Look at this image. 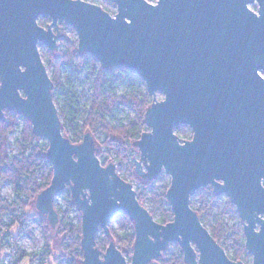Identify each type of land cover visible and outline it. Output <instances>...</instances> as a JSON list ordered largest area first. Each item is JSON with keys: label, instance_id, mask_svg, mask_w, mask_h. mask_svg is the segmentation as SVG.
Wrapping results in <instances>:
<instances>
[{"label": "water", "instance_id": "obj_1", "mask_svg": "<svg viewBox=\"0 0 264 264\" xmlns=\"http://www.w3.org/2000/svg\"><path fill=\"white\" fill-rule=\"evenodd\" d=\"M109 1L113 16L92 0H0V122L6 111L22 116L48 143L44 157L52 166L36 211L57 228L55 201L69 189L81 217V264H160L171 244L185 264H244L228 258L191 207L192 197L210 188L244 223L252 264H264V0ZM40 17L50 24L40 26ZM60 23L74 29L80 55L144 82L152 98L144 114L149 131L132 143L139 152L134 173L147 182L170 177L171 222L155 221L113 161L102 166L91 133L79 144L63 134L39 48L58 51L69 34ZM180 126L191 140L179 138ZM119 213L133 224L131 257L113 240L104 252L96 245L100 231L110 239Z\"/></svg>", "mask_w": 264, "mask_h": 264}, {"label": "trees", "instance_id": "obj_2", "mask_svg": "<svg viewBox=\"0 0 264 264\" xmlns=\"http://www.w3.org/2000/svg\"><path fill=\"white\" fill-rule=\"evenodd\" d=\"M256 9V7H255ZM40 26L46 27L48 21L42 18ZM60 30L63 29V23L59 24ZM45 56L47 59V67L52 69L50 77L53 83V101L59 102L55 97V93L63 89L61 80V71L63 67H71L75 74H78L86 65L85 56L77 52V42L67 44L64 51H60L55 57L53 52L44 47ZM92 69L96 71L94 62L91 64ZM140 78L126 69H113L108 74H104L102 70L96 71L95 80L92 84V95L88 108L84 111L82 124L76 123L78 115V104L69 93H66V102L69 105V114L71 119H68L66 124H62L63 134L70 139L74 144L82 142L83 136L89 132L94 137L96 144L106 146L109 149L115 147L116 140H121L123 145H129L138 140L142 133L149 131L144 124V114L146 109L151 105L152 98L147 94L146 88L136 89L134 84L138 83ZM127 84L128 91L123 95L117 94L119 85ZM121 107H128L133 113V116L126 123L118 122L112 124L107 121L109 117H116L115 114L120 112ZM5 122H0V182L7 181L11 184V189L14 193L12 201H8L0 194V242L11 238V231L21 232L27 222L33 218L37 219L43 230L44 236V251L42 260L47 258L50 252V228L47 220L42 215H28V209L31 203L35 202L37 195L46 189L52 180V166L44 157V153L48 149V143L42 141L37 143V139L32 135L28 122L17 114L6 112ZM58 115L61 118L66 117L65 110L58 109ZM20 118L23 122L20 137L15 140L18 153L9 156L6 143L7 135L18 126L17 119ZM177 130V129H176ZM175 130V132H176ZM100 135L103 136L101 140ZM181 140H190V137ZM118 155L116 160L120 163L127 162V159L122 157L121 149H117ZM98 158L102 166H106L111 160L109 156L102 157L98 152ZM129 167L130 177L135 180L137 187L135 191L140 204L145 206L148 201L150 206V214L157 223L165 225L172 221L173 215L167 204L165 195L170 185L157 180L159 185L158 191H147L149 183L138 178L134 173V164L126 163ZM124 181L130 182L127 178L120 176ZM204 192V194H200ZM62 194V193H61ZM63 204L56 206L55 209L59 215V233L64 235L63 239V255L59 260L66 264H76V261L82 259L80 247L81 242V217L77 208L71 201L69 189L66 188L62 194ZM218 197H215L212 189H201L191 199V207L198 214L201 223L209 231L213 239L226 251L227 256L238 261L241 257L239 245L242 243V236L229 233L224 226V213L214 215L209 223L206 224L205 216L210 214ZM146 207V206H145ZM227 208H231L230 202L226 204ZM74 211L77 216L75 219L69 217V212ZM158 214V218H155ZM9 219V223L5 219ZM118 228L110 223L108 228L110 239L106 237L103 231H100L96 238V245L101 251H105L110 240H113L117 248L122 253L131 252L133 248L135 233L132 222L127 215L119 213L116 215ZM17 236H15L16 238ZM15 244V242H14ZM176 249L175 254H169L166 251L161 259L160 264H185L183 261L182 251L177 244L173 245ZM234 251L229 254L228 248ZM37 258L32 254H27L24 251L15 248L14 259L12 264H21L25 259ZM33 261V260H32ZM40 264H44L41 262Z\"/></svg>", "mask_w": 264, "mask_h": 264}, {"label": "rangeland", "instance_id": "obj_3", "mask_svg": "<svg viewBox=\"0 0 264 264\" xmlns=\"http://www.w3.org/2000/svg\"><path fill=\"white\" fill-rule=\"evenodd\" d=\"M97 3L102 4L108 12L113 16L116 11V5L109 0H92ZM42 17L38 19V23H40ZM48 21V24H50V20L46 19ZM62 31L68 32V35H64V38L59 40L60 46L57 52H53L55 57L58 55L60 51H64L67 44H73L74 42H77V35L74 31V29L70 26L63 24ZM40 50L42 51L45 67L47 70L51 72L52 75V69L47 67V59L45 56L44 47L40 46ZM85 62L86 65L82 68V70L75 74L74 70L71 67H63L61 71V80L63 84V89L55 93L56 99L59 100L57 103V111L58 109L65 110L66 117L61 118L62 124H66L68 122V119H71V116L69 114V105L66 102V98L64 95L66 93H69L72 98L74 99L75 103L78 104V115L76 118L77 124H82L83 118H84V111L88 108L90 103V96L92 95V84L95 80L96 71L102 70L100 68L99 62L95 60L90 55L85 56ZM94 62L96 65V71L92 69L91 64ZM104 74H108L111 70H102ZM134 88L136 89H144L145 84L140 79L138 83L134 84ZM117 94L123 95L128 91V85L123 84L119 85L117 87ZM156 100H163V95L161 93H158L156 95ZM8 112V111H6ZM5 112V114H6ZM11 114H15L13 112H10ZM116 117H109L107 118V121L112 124H117L118 122L126 123L128 119H130L133 116L132 111L128 107H121L120 112L115 114ZM18 126L15 127V129L10 132L7 135V143H6V149L9 156L16 155L18 153V148L16 147L15 140L20 137L21 128L23 126V122L20 118L17 119ZM176 132L180 135V137L188 138L191 136L192 132L187 126H180L177 128ZM101 140H103V136L100 135ZM37 139V138H36ZM42 141H45L44 139H37V143H41ZM46 142V141H45ZM117 142L115 147H112L109 149L106 146H102L99 148V154L102 155V157L109 156L111 160L108 162L110 163L113 161L118 166V172L119 176H123L127 178L128 180L132 181L129 167L126 163L132 162L134 164V160L139 159V152L137 149L133 148L131 143L129 145H123L121 140H116ZM121 149L122 157L127 159V162L120 163L116 160V157L118 155L117 149ZM101 162V161H100ZM159 180L164 184L169 183L170 177L166 175L165 173H162L158 176V178L149 183L150 185L147 188V191H158L159 185L156 183V181ZM132 185L137 187L135 180L132 181ZM199 192V191H198ZM64 193V192H63ZM62 193V194H63ZM0 194L3 198L7 199L8 201H12L14 198V193L11 189V184L7 181H1L0 182ZM62 194H60L55 201V207L63 204V197ZM200 194H204V192H200ZM229 202V199L222 195L218 197V200L215 202L210 214L205 216L206 224L211 221L214 215H218L221 213H224V226L228 230L229 233L241 235L242 234V228L241 224L239 222L238 214L235 210V208L231 205V208H227L226 204ZM145 206L148 210H150V206L148 201H146ZM65 208V207H64ZM28 215L37 216L39 215L36 211L34 202L31 203L29 209H28ZM77 214L72 211L69 212V217L75 219ZM155 218H158V214H156ZM7 223H9V219H5ZM116 217L112 219L110 223H113V226L115 228H118ZM49 230V237H50V252H48L47 258L45 260H42L43 255L46 254V251H44V236H43V230L41 225L39 224L38 220L33 218L27 222L25 227L21 232L11 231L12 237L7 238V240L0 242V264H12L14 259V252L15 248H18L22 251H24L27 254H32L34 256H37V258H29L25 259L21 264H40L43 262L44 264H66V262L59 260L60 256L63 255V239L64 235L59 233V226L55 229L48 228ZM99 235V234H98ZM15 236H17L15 238ZM15 242V244H14ZM175 244H171L168 247V253L169 254H175L176 249L173 246ZM228 252H231V248L229 247L227 249ZM132 252V249H131ZM128 256H132V253L127 251V253H124ZM245 261H251V256L245 255ZM33 260V261H32ZM76 264H81L79 261H76Z\"/></svg>", "mask_w": 264, "mask_h": 264}, {"label": "flooded vegetation", "instance_id": "obj_4", "mask_svg": "<svg viewBox=\"0 0 264 264\" xmlns=\"http://www.w3.org/2000/svg\"><path fill=\"white\" fill-rule=\"evenodd\" d=\"M191 140V139H190ZM263 184V186H264V182L262 183ZM238 214V213H237ZM238 217H239V215H238ZM239 222H240V224H241V228H242V234L241 235H239V236H242V243H240V245H239V250H241L242 252H241V257H240V259L238 260V261H234V262H242V263H244V264H249V263H247L246 261H245V255H247V256H251V263L250 264H252L253 263V256L251 255V254H249L248 253V251L246 250V247H245V236H244V231H243V227H244V223L241 221V219H240V217H239ZM258 229V228H257ZM231 252H229V254H232L233 253V249L231 248ZM226 252V251H225ZM227 254V253H226ZM229 258V257H228ZM230 259V258H229ZM231 260V259H230ZM233 261V260H232Z\"/></svg>", "mask_w": 264, "mask_h": 264}, {"label": "built area", "instance_id": "obj_5", "mask_svg": "<svg viewBox=\"0 0 264 264\" xmlns=\"http://www.w3.org/2000/svg\"><path fill=\"white\" fill-rule=\"evenodd\" d=\"M146 1L149 2V3H151V4H156L158 2V0H146Z\"/></svg>", "mask_w": 264, "mask_h": 264}, {"label": "snow or ice", "instance_id": "obj_6", "mask_svg": "<svg viewBox=\"0 0 264 264\" xmlns=\"http://www.w3.org/2000/svg\"><path fill=\"white\" fill-rule=\"evenodd\" d=\"M261 71H264V67L261 68Z\"/></svg>", "mask_w": 264, "mask_h": 264}]
</instances>
